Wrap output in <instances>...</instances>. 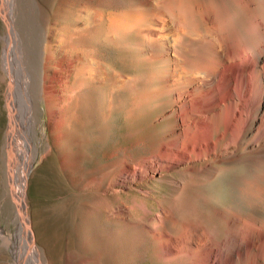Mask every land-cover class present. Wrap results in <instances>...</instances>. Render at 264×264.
<instances>
[{
  "label": "bare ground",
  "instance_id": "obj_1",
  "mask_svg": "<svg viewBox=\"0 0 264 264\" xmlns=\"http://www.w3.org/2000/svg\"><path fill=\"white\" fill-rule=\"evenodd\" d=\"M230 2L50 0L52 20L45 38L34 42L18 22L17 1L0 0L8 111L3 147L12 171L22 163L14 187L26 225L27 176L35 156L52 151L51 137L59 145L71 135L86 139L89 121H98L104 109L115 110L121 96L135 109L153 112L165 103L162 118L169 125L157 149L110 178L109 188L121 178L127 197L104 206L107 220L135 228L153 264H264V171L257 168L246 184V207L229 206L220 213V229L206 218L179 220L170 201H150L151 191L144 186L147 180H167L177 192L183 179L211 177L247 153L264 157V0H232L233 7ZM100 43L128 53L146 75L131 76L106 63L98 53ZM44 112L50 134L38 129ZM166 171L177 173L168 178ZM82 179L83 189H103V177ZM118 236L104 233L103 244L88 235L86 253L94 254L85 253V262L117 257ZM8 243L23 264L26 248L13 237ZM27 246L41 264L31 229Z\"/></svg>",
  "mask_w": 264,
  "mask_h": 264
},
{
  "label": "rangeland",
  "instance_id": "obj_2",
  "mask_svg": "<svg viewBox=\"0 0 264 264\" xmlns=\"http://www.w3.org/2000/svg\"><path fill=\"white\" fill-rule=\"evenodd\" d=\"M16 1L18 22L30 30L34 42L42 41L52 20L50 0H43V3L38 0ZM230 1L229 4L233 7L234 3ZM5 29V22L0 14V264H18L8 243L9 237L16 238L21 247L26 248L23 264H37L36 256L27 248L30 229L38 247L41 264H87L84 257L85 240L88 235L104 244V233L116 235L117 232L118 238H121L118 239V256L111 255L104 262L97 264H153L149 259V247L146 242L138 240L135 228L113 224L107 220L103 208L108 203L117 205L118 201L127 197V192L121 189L120 177L115 178L119 185L109 188L111 176L124 164H133L142 156L149 157L151 150L155 151L162 142L169 125L164 124L165 119L162 115L168 105L165 103L159 105L157 108H161H156L155 112L146 107L135 109L132 101L120 100L121 96L118 104L114 106L115 110L104 109L98 114L100 122L89 121L86 139L71 135L66 142L59 145L55 144L51 137L52 151L43 155L38 153L27 176L26 195L30 218L28 226L23 221L17 198L15 200V178H19L22 163L20 160L17 169L12 171L3 147L8 124V111L5 107L7 74L2 65ZM98 48L99 56L106 63L110 62L109 64H114L120 70L125 69L123 71L129 72L127 74L131 76L146 75L147 69L140 68L132 62L128 53H120L101 43L98 44ZM41 105L45 108L44 101ZM38 129L40 132L44 130L48 134L51 133L48 115L45 112L39 114ZM41 137L42 134H39L38 143ZM257 168L264 171V157L259 153H247L244 159L223 164L211 177L183 179L177 192L167 180H147L144 186H148L151 191L150 201L163 200L166 203L170 201L168 204L172 205L170 206L176 211L179 220L197 221L206 218L210 224L220 229L224 225L220 213L229 206L230 209L231 206L232 208L247 206L244 188L249 180L252 181ZM173 172L166 171L167 177L170 178ZM84 176L103 177V189L95 191L83 189ZM125 235L127 238H124ZM93 254L94 251L86 253L88 256Z\"/></svg>",
  "mask_w": 264,
  "mask_h": 264
}]
</instances>
